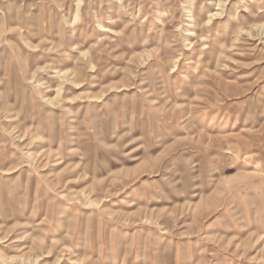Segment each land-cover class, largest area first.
<instances>
[{
    "label": "rangeland",
    "instance_id": "obj_1",
    "mask_svg": "<svg viewBox=\"0 0 264 264\" xmlns=\"http://www.w3.org/2000/svg\"><path fill=\"white\" fill-rule=\"evenodd\" d=\"M219 1L0 0V264H264V0Z\"/></svg>",
    "mask_w": 264,
    "mask_h": 264
},
{
    "label": "bare ground",
    "instance_id": "obj_2",
    "mask_svg": "<svg viewBox=\"0 0 264 264\" xmlns=\"http://www.w3.org/2000/svg\"><path fill=\"white\" fill-rule=\"evenodd\" d=\"M222 2H223V0H220L219 1V5H222ZM213 17V16H212ZM211 19V18H210ZM102 30L104 31V32H110L111 31V29L107 26H103V28H102ZM261 34H262V36L264 35V30L261 32ZM64 73H66V72H64V71H61V70H57L56 71V76L57 77H59V78H61V76L64 74ZM65 75V74H64ZM0 256H1V254H0ZM5 258V257H4ZM17 257H12L11 259H7V263L8 264H10L11 262H13L15 259H16ZM6 259V258H5ZM24 260V259H23ZM35 262H37V259L35 260ZM13 264V263H12Z\"/></svg>",
    "mask_w": 264,
    "mask_h": 264
}]
</instances>
